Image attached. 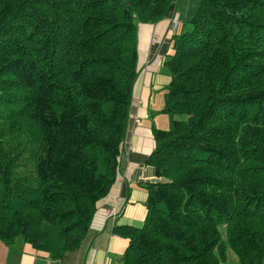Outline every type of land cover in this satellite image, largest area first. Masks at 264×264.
Returning <instances> with one entry per match:
<instances>
[{
  "label": "trees",
  "instance_id": "trees-1",
  "mask_svg": "<svg viewBox=\"0 0 264 264\" xmlns=\"http://www.w3.org/2000/svg\"><path fill=\"white\" fill-rule=\"evenodd\" d=\"M174 0H0V239L78 247L125 135L138 23ZM139 226L118 264L264 259V0H198L170 34ZM29 164L22 168L23 159ZM225 225L223 232L218 228Z\"/></svg>",
  "mask_w": 264,
  "mask_h": 264
},
{
  "label": "crops",
  "instance_id": "crops-1",
  "mask_svg": "<svg viewBox=\"0 0 264 264\" xmlns=\"http://www.w3.org/2000/svg\"><path fill=\"white\" fill-rule=\"evenodd\" d=\"M175 4V2H174ZM176 16V12L172 10ZM169 19L138 23L136 48L138 73L131 89V104L124 138L117 156V171L107 193L96 201L88 230L78 247L52 258L46 251L32 247L28 242L14 240L4 243L0 239V264H118L128 242L127 237L116 234L112 227L118 224L139 226L145 216L146 190L144 182L162 180L154 174L153 166L146 163V155L154 141L151 126L166 128L163 115L164 87L169 75L161 63L168 47ZM181 27L182 22H178ZM155 40L150 39L151 36ZM166 50V51H165ZM153 92L157 98L150 100ZM168 124L169 116L167 115ZM116 206L117 215L111 219L105 211ZM264 264V259L262 263Z\"/></svg>",
  "mask_w": 264,
  "mask_h": 264
},
{
  "label": "rangeland",
  "instance_id": "rangeland-1",
  "mask_svg": "<svg viewBox=\"0 0 264 264\" xmlns=\"http://www.w3.org/2000/svg\"><path fill=\"white\" fill-rule=\"evenodd\" d=\"M174 2H175V4H174ZM197 3H198V0H174L173 6H174V10L176 12L177 22H180V21L182 22L185 18L192 16L194 14L196 8H197ZM178 28H179V23L177 25V30H178ZM150 39H151V37H150ZM152 41H154V40H152ZM153 95L155 97L150 95V100L158 97V94L155 92H153ZM163 117L165 118V120L167 122L165 127H168L167 115H163ZM22 159H23L22 160L23 161L22 168H28L29 164H28L27 160L25 158H22ZM218 228L221 232H223L222 238L225 240V235H224L225 225L220 224L218 226ZM226 252H227V259L222 264H239L236 254L230 249L229 246L226 247Z\"/></svg>",
  "mask_w": 264,
  "mask_h": 264
},
{
  "label": "built area",
  "instance_id": "built-area-1",
  "mask_svg": "<svg viewBox=\"0 0 264 264\" xmlns=\"http://www.w3.org/2000/svg\"><path fill=\"white\" fill-rule=\"evenodd\" d=\"M177 19L176 16L173 15L169 18V23H168V34L170 35L171 33L175 32L177 30ZM151 40H155V37L152 35ZM119 212V208L116 206L109 208L107 211H105V216L107 218L113 219L117 213Z\"/></svg>",
  "mask_w": 264,
  "mask_h": 264
},
{
  "label": "water",
  "instance_id": "water-1",
  "mask_svg": "<svg viewBox=\"0 0 264 264\" xmlns=\"http://www.w3.org/2000/svg\"><path fill=\"white\" fill-rule=\"evenodd\" d=\"M172 10H173V1L169 3V5H168V7H167V9L165 11L164 16L167 17V18L170 17L171 14H172Z\"/></svg>",
  "mask_w": 264,
  "mask_h": 264
}]
</instances>
